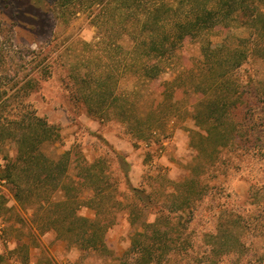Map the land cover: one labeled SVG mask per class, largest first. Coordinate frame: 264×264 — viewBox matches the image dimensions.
<instances>
[{
    "label": "rangeland",
    "instance_id": "1",
    "mask_svg": "<svg viewBox=\"0 0 264 264\" xmlns=\"http://www.w3.org/2000/svg\"><path fill=\"white\" fill-rule=\"evenodd\" d=\"M141 1L147 9L163 2L165 8L182 14L194 8L215 9L218 15L212 20L214 25L204 29L201 36L182 41L176 58L162 65L164 69L157 79H145L136 86L140 91L129 99L135 103L142 130L131 132L130 124L118 112L110 119L87 112L73 98L68 78V69L73 65L80 66V74L96 72L94 66H99L101 56L113 57L112 67L105 71L114 70L115 77L121 78L122 45L128 48L132 43L130 36L122 37V27H130L132 22L122 25L120 1L79 0L76 8L71 6L65 11V20H58L52 0H0V58L4 61L0 67V91H6L0 101L5 108L0 121L14 126L19 111L25 107L34 111L60 135L52 145L45 146L44 155H68L72 159L70 176L76 175L85 163L104 160L107 178L103 184L109 186L108 202L118 200L122 205L116 212L115 224L106 233L108 254L82 251L60 239L53 230L41 235L38 247L27 250L18 248V239L30 243L29 235L37 233L32 221L35 194L28 193L32 197L26 208L19 207L10 185L0 182V264H38L46 260L52 264H125L135 232L143 222L154 220L157 213H168L171 200L167 201V195L175 189L191 193L192 197L183 211L169 213L175 220L180 219L189 261L194 259L195 264H200L207 260L213 246L211 237L228 236L229 228L223 222L230 219L237 222L238 227L233 225L234 235L243 245L217 264H264V0H234V6H242L230 16L223 15L230 5L222 0ZM259 11L263 16L258 17ZM136 26L140 28L141 24ZM109 39L120 47L103 51ZM203 43L218 46L220 58L228 63L233 61L231 50L235 47L247 53L241 67L231 72L232 82L242 84L243 102L236 120L243 126L245 136L234 138L239 147L226 155L220 171L211 167L212 159L206 157L207 160L196 147H201L199 135L203 133L191 118L197 91L182 87L176 92L175 100L187 111L186 116H172L168 107L173 101L161 94L164 83L173 81L183 68L200 66ZM28 82L32 84L28 86ZM135 85V79L121 78L116 91L122 95ZM114 106L119 107L116 102ZM149 124L152 127L145 128ZM139 131L146 133L140 135ZM18 146L0 144V165L4 166ZM188 180H195L194 187H177ZM95 187L92 184L85 192L86 199L94 194ZM80 213L94 215L86 208ZM216 249L220 250V245ZM172 264L185 261L177 259Z\"/></svg>",
    "mask_w": 264,
    "mask_h": 264
},
{
    "label": "trees",
    "instance_id": "2",
    "mask_svg": "<svg viewBox=\"0 0 264 264\" xmlns=\"http://www.w3.org/2000/svg\"><path fill=\"white\" fill-rule=\"evenodd\" d=\"M52 1L55 4V17L58 20H65V11H69L71 6L76 8L79 2V0ZM117 1H120L122 6V25L132 22V26L122 27V37L130 36L132 43L128 48L122 45L120 77L122 80L135 79V88L118 95L116 85L121 78L115 77L114 70L105 71L112 67L110 63L112 56L99 57V66L97 64L94 66L97 71L93 73L88 70L86 74H80V66L73 65L68 69V78L72 83L73 98L83 104L87 112L102 119H110L112 114L118 112L123 120H127L131 128L129 129L133 132L136 128L142 130L138 127L141 119L135 113V103L129 99L130 95H136L140 91L136 86L142 80L157 79L164 69L162 65L166 66L167 62L176 58L175 54L180 49L182 41L201 36L204 29L214 25L212 20L218 14L215 13V9L194 8L182 14L176 9L165 8L167 5L163 2L147 9L141 0ZM222 1L230 5L225 8L227 11L223 13L224 16L238 12L239 6H242L237 3L234 6V0ZM257 15L263 16L260 11ZM141 16L144 19H141ZM139 24H141L140 28L136 26ZM104 44L105 52L120 47L110 39ZM220 51L218 46L203 43V62L200 66L196 69L183 68L173 81L164 83L161 93L164 99L173 101L168 107L172 116H186L187 111L175 100L176 92L182 87L188 90L194 88L197 91L198 96L193 97L194 111L191 118L203 133L199 135L201 147H196L200 148L202 156L212 159L211 163L209 161L210 166H216L219 171L225 165L226 155L234 153L239 147V143L233 141L234 138L245 136L242 133L243 126L236 120L243 102L242 84L232 82L234 78L231 72L241 67L247 56L245 51L235 47L231 50L234 58L230 61L233 65H230V62L220 58ZM3 65L4 61L0 58V67ZM31 84L27 83L28 86ZM5 94L6 91H0V101ZM115 102L119 106L117 109L114 106ZM4 111L5 108L0 103V113L3 114ZM34 113L26 107L23 108L18 112V119L13 121L14 126L12 122L5 124L0 121V144L19 145L4 166L0 165V182L6 181L10 185L13 198L19 207L26 208L32 197L28 193L35 194L33 200L36 208L32 221L36 223L37 233L33 232L29 235L30 243L24 238L18 239V248L28 250L32 246L38 247L41 235L53 230L60 239L82 251L108 254L110 251L106 245V233L115 224L116 212H119L122 205L118 200L113 203L108 202L110 194L106 190L109 186L103 184L107 178L103 166L104 160L97 159L93 163H85L76 175L70 176L68 170L72 159L68 155L63 154L56 158L44 155L45 146L52 145L60 135L54 126L44 122ZM148 117L151 119L152 115ZM150 124L145 128L150 129L152 127ZM137 133L141 135L146 132ZM209 147L212 148L211 152ZM206 166L208 167V163ZM92 184H96L94 194L86 199L85 192L90 191ZM194 184L195 180H188L179 183L177 187L180 185L194 187ZM170 200L168 209L171 210L167 209L168 213L166 211L157 213L154 220L143 222L140 229L135 232L130 250L126 254L125 264H172L177 259L180 262L185 261V264H195L194 259L193 262L189 261L190 253L186 248V242L181 238L183 233L180 229L182 225L180 219L175 220L169 215L174 211H183L189 201H192L191 193L187 194L175 189L167 195V201ZM84 208L93 211V217L82 215L80 211ZM129 214L131 215L132 212L130 211ZM223 224L229 228V233L233 232V234L210 236L213 246L207 260L201 261L200 264H217L220 258L242 247L243 244L233 231L234 226L238 227L237 222L229 219ZM217 245H220V250L216 249ZM38 264L52 263L46 260Z\"/></svg>",
    "mask_w": 264,
    "mask_h": 264
}]
</instances>
